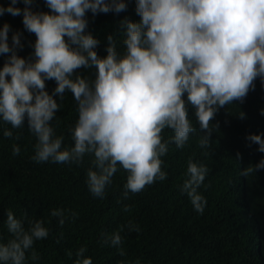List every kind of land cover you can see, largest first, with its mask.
<instances>
[{
	"label": "clouds",
	"instance_id": "clouds-1",
	"mask_svg": "<svg viewBox=\"0 0 264 264\" xmlns=\"http://www.w3.org/2000/svg\"><path fill=\"white\" fill-rule=\"evenodd\" d=\"M16 3L0 6V15L23 12L25 29L36 36L34 59L17 54V47L23 46L18 31L9 45V24L0 26V54L10 53L0 67V122L21 128L27 117L28 129L36 137L31 157L35 162L79 163L91 154L85 182L94 197H104L118 166L127 173L124 198L166 178L161 157L169 142L182 148L195 131L185 93L199 127L206 130L199 144L207 148L209 121L218 108L245 97L257 77L264 85V0H136L139 21L125 17L120 22L123 49L118 51L109 35L103 57L94 50L98 40L85 32V12L118 13L126 8L125 0H45L50 12L31 10V0H24L23 10ZM81 66L95 67L94 79L79 73L73 78ZM46 79L56 81L53 93L61 100L67 89L76 101L71 147L62 145L63 135H57L50 123L61 105L45 89ZM260 112L264 115V108ZM244 115L240 113L241 118ZM165 128L173 132L170 141L161 136ZM12 134L9 128L3 131L5 137ZM246 139L264 153V134L249 133ZM19 152V145L13 144V155ZM256 169H264V157L244 168L243 174ZM207 172L204 163L188 159L180 190L198 213L206 203L198 188ZM128 207L124 205V210ZM50 215L64 223V209L53 208ZM4 223L11 235L0 240V264H26V251L49 234L46 221L18 218L7 210ZM123 227L140 230L129 221L103 237V243L117 246L121 255ZM85 251L84 247L76 251L73 264H93ZM37 258L33 251L31 259Z\"/></svg>",
	"mask_w": 264,
	"mask_h": 264
},
{
	"label": "trees",
	"instance_id": "trees-1",
	"mask_svg": "<svg viewBox=\"0 0 264 264\" xmlns=\"http://www.w3.org/2000/svg\"><path fill=\"white\" fill-rule=\"evenodd\" d=\"M10 2L0 0V6ZM125 4L126 8L118 13L85 12V32L98 40L94 50L100 57L107 54L109 35L117 50L123 49L120 22L125 17L140 19L135 11L136 0H125ZM16 6L23 10L24 0H17ZM28 6L33 11H51L45 0H31ZM22 17V11L19 15L5 11L0 15V26L9 24V45L12 33L18 31L23 46L17 47V54L34 59L36 36L25 29ZM8 55L0 54V67ZM95 71V67L81 66L74 70L73 78L79 73L94 79ZM253 84L245 97L215 112L209 121L207 148L199 144L206 130L199 127L185 93L183 98L195 131L189 133L184 147L177 148L170 141L172 130H162L163 140L170 141L168 151L161 157L166 178L145 185L139 192H129L127 198L122 196L127 173L119 166L104 197H94L85 182L86 171L92 167L91 154L86 153L79 163L35 162L31 157L36 137L28 129L27 117L21 128L0 122V240L6 241L11 235L4 221L7 210H12L18 218H43L50 229L46 238L34 241L32 249L26 251V264H73L81 247L93 264H264V169L243 174L244 168L255 166L264 157L257 150L258 144L246 139L249 133L264 134V115L260 112L264 108V85L259 77ZM55 87L54 79L45 80V89L61 105L50 123L57 135H63L62 145L71 147L74 142L69 129L77 118L76 101L67 89L61 100L59 94L53 93ZM5 128L12 130V136L3 135ZM13 144L20 147L16 155L12 153ZM189 158L208 168L198 188L206 198L203 213H198L180 190ZM124 205L129 206L127 211ZM53 208L65 210L62 225L59 217L50 215ZM129 221L140 230L123 227L121 255L117 246L104 244L103 237ZM33 251L36 260L31 259Z\"/></svg>",
	"mask_w": 264,
	"mask_h": 264
}]
</instances>
